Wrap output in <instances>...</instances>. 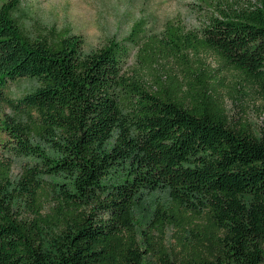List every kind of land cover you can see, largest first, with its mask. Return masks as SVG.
Masks as SVG:
<instances>
[{
	"label": "trees",
	"instance_id": "1",
	"mask_svg": "<svg viewBox=\"0 0 264 264\" xmlns=\"http://www.w3.org/2000/svg\"><path fill=\"white\" fill-rule=\"evenodd\" d=\"M203 1L196 30L139 20L91 52L69 29L27 35L22 0L0 7V114L16 117L2 126L28 163L16 182L0 161V264H149L153 232L174 224L196 245L160 264H264V132L230 122L202 57L264 95V0ZM24 78L37 89L10 98ZM157 195L169 204L141 233L136 205Z\"/></svg>",
	"mask_w": 264,
	"mask_h": 264
},
{
	"label": "rangeland",
	"instance_id": "2",
	"mask_svg": "<svg viewBox=\"0 0 264 264\" xmlns=\"http://www.w3.org/2000/svg\"><path fill=\"white\" fill-rule=\"evenodd\" d=\"M10 0H0V7ZM216 5H227L228 2L248 4V0H206ZM256 0H252L255 3ZM23 11L20 14L21 25L27 35L51 33L69 29L84 40L86 52L99 49L110 40H122L133 25L139 20L147 23L148 33H160L170 21L178 22L187 30L202 27L208 19V6L203 0H22ZM206 68L213 73V87L223 101L230 122L246 123L253 132H264V95L257 85L250 83L242 74L227 69L214 54H203ZM136 66L134 58L127 65L128 72ZM165 68L178 73L177 65L166 64ZM38 83L32 79H21L12 83L7 90L10 98L16 100L34 92ZM6 115H12L8 108L0 114V161L11 163L14 181L20 180L26 160L14 159L7 146L10 144L2 122ZM15 117V116H13ZM16 118V117H15ZM169 200L163 195L139 202L134 216L139 231H146L151 221L156 219L161 205L168 206ZM53 206L52 201L46 203V212ZM191 230L189 226L185 225ZM199 232L185 231L179 225L168 226L163 235L153 232V250L146 254L149 264H160L157 256L161 253L170 255L172 261L183 256L184 246L196 245ZM211 248L210 243L205 244Z\"/></svg>",
	"mask_w": 264,
	"mask_h": 264
}]
</instances>
